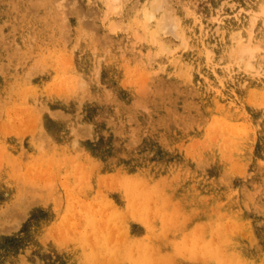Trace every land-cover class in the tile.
I'll use <instances>...</instances> for the list:
<instances>
[{"label":"rangeland","instance_id":"rangeland-1","mask_svg":"<svg viewBox=\"0 0 264 264\" xmlns=\"http://www.w3.org/2000/svg\"><path fill=\"white\" fill-rule=\"evenodd\" d=\"M102 1L0 8V264H264V0H173L259 48L208 91Z\"/></svg>","mask_w":264,"mask_h":264},{"label":"bare ground","instance_id":"bare-ground-1","mask_svg":"<svg viewBox=\"0 0 264 264\" xmlns=\"http://www.w3.org/2000/svg\"><path fill=\"white\" fill-rule=\"evenodd\" d=\"M39 1L40 0H38V2ZM45 1L48 0H44V2ZM102 2L101 21H103V23H111L113 25V30L121 27L124 28L125 26H127V28L135 26L136 30L132 28L135 30L133 38L136 37L137 40L143 42L150 51L153 52V50H155V55L161 54L162 57L159 61L161 65H164L165 68L169 64L173 66L172 68L176 67L175 71L177 74L181 73L188 82L194 83L200 91H208L212 89V87L222 90L225 87V83L228 81L233 82L232 85L235 87V85L237 86L238 83L241 82L239 74L236 71L243 70V72H247L249 70L250 72H258L260 70L252 66V60H254L256 56L254 52L259 48H256L253 52L247 50V48H240L236 52L239 54V63H235L232 60L237 45L231 46L230 44L234 38H228L225 35L227 31L233 32V30H236V22L232 17L228 18L229 24L226 22L227 26L222 28L223 31H219L222 36L217 37L216 35L213 39L212 31L204 30V32H202L203 25L196 23V20H194L191 15L180 13L179 9L173 6V0H103ZM235 3L236 7L240 10H247L249 8L248 3H252V1L231 0L232 5H235ZM7 4H11L13 8L19 9L18 12L15 9L13 10L16 11V15L19 14L20 17H25L26 20L33 17L29 16L24 10L26 6L24 0H0L1 9L9 6ZM31 6L35 14L40 12V10L38 11V5L31 4ZM220 7L222 8V6ZM58 14L59 13H57V15ZM79 14L81 13H78V15ZM86 14L89 16L88 13ZM59 15L61 18L63 14ZM212 17L215 21H219L217 16ZM62 21H65V17L64 20L61 19V22ZM65 24L63 26H66ZM222 25L224 24L220 23V27ZM91 29L92 28L89 30ZM233 35H236L238 38L241 37L238 40L239 42L241 39L243 40L241 31L235 32ZM125 39H129V36L127 35ZM100 43L102 44L103 42ZM206 45H208V50L203 49ZM247 55L248 59L244 63L243 60ZM138 239L139 238L132 237L131 240L133 242ZM134 244L138 246L136 243ZM83 257H85V259L87 258V264H93L91 258L95 257V255H91L90 257L87 253V255L85 254ZM138 262L139 261H130L129 264H137Z\"/></svg>","mask_w":264,"mask_h":264}]
</instances>
